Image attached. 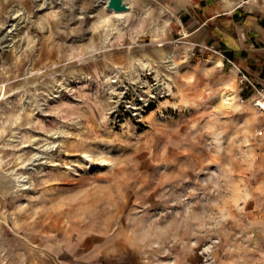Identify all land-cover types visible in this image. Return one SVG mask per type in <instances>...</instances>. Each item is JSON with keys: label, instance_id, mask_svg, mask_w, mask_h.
Wrapping results in <instances>:
<instances>
[{"label": "rangeland", "instance_id": "1", "mask_svg": "<svg viewBox=\"0 0 264 264\" xmlns=\"http://www.w3.org/2000/svg\"><path fill=\"white\" fill-rule=\"evenodd\" d=\"M106 1L0 0V264H264L257 93Z\"/></svg>", "mask_w": 264, "mask_h": 264}, {"label": "crops", "instance_id": "2", "mask_svg": "<svg viewBox=\"0 0 264 264\" xmlns=\"http://www.w3.org/2000/svg\"><path fill=\"white\" fill-rule=\"evenodd\" d=\"M195 23L184 25L190 49L204 53L206 76L226 70L246 73L264 86V0H200Z\"/></svg>", "mask_w": 264, "mask_h": 264}, {"label": "built area", "instance_id": "3", "mask_svg": "<svg viewBox=\"0 0 264 264\" xmlns=\"http://www.w3.org/2000/svg\"><path fill=\"white\" fill-rule=\"evenodd\" d=\"M240 75L242 82H247V86H250L257 93L258 98L256 99L255 104L264 113V86H256L246 73H240ZM257 135L260 137L261 135H264V124L258 130Z\"/></svg>", "mask_w": 264, "mask_h": 264}, {"label": "water", "instance_id": "4", "mask_svg": "<svg viewBox=\"0 0 264 264\" xmlns=\"http://www.w3.org/2000/svg\"><path fill=\"white\" fill-rule=\"evenodd\" d=\"M107 8L113 12H128L130 10L126 0H108Z\"/></svg>", "mask_w": 264, "mask_h": 264}, {"label": "bare ground", "instance_id": "5", "mask_svg": "<svg viewBox=\"0 0 264 264\" xmlns=\"http://www.w3.org/2000/svg\"><path fill=\"white\" fill-rule=\"evenodd\" d=\"M127 1V0H126ZM107 2H108V0L106 1V7H107ZM114 14H118V15H124V14H127V12H113ZM232 98H234V97H232V96H229L228 97V101L229 100H231Z\"/></svg>", "mask_w": 264, "mask_h": 264}]
</instances>
